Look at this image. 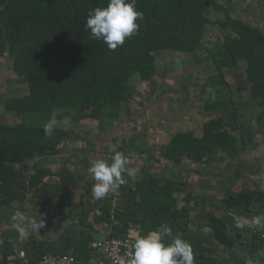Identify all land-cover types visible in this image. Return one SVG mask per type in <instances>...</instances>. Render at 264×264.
I'll return each mask as SVG.
<instances>
[{
    "label": "trees",
    "instance_id": "trees-1",
    "mask_svg": "<svg viewBox=\"0 0 264 264\" xmlns=\"http://www.w3.org/2000/svg\"><path fill=\"white\" fill-rule=\"evenodd\" d=\"M136 3L144 15L143 20L137 21L139 32L116 50H109L85 28L89 11L107 6V0H0V53L9 51L14 57L15 71L27 90L18 98L0 100L4 102V110L23 118L40 117L47 122L56 112L77 120L113 121V114L119 115L135 93L129 78L138 75L148 82L155 74V53L163 50L193 53L200 48L207 23L203 0H136ZM227 25L230 34L218 43L215 55L218 70H234L240 62L246 63L245 72L250 83L248 97L264 108V33L238 21H230ZM218 76L214 84L223 82L221 72ZM106 107L112 116H106ZM215 122L205 125L206 132L201 137L189 133L175 135L165 146V159L179 164L232 149L229 132L222 128L213 132ZM45 124L35 127L24 123L0 124V184L6 194L0 204L18 201L19 196L8 190L13 189L11 181L26 173V161L60 152L68 133L54 125L52 137H46ZM159 185V180L151 177L141 178L134 188L122 185L121 188L128 192L124 197L126 202L116 210L117 215L112 216L107 207L98 212L84 210L82 223L85 227L91 223L95 226L105 223L111 230L107 238L125 237L123 230L130 227L135 216L131 209L140 206L160 188ZM21 189H32V183ZM134 199L139 201L133 206ZM221 204L228 210L242 211L249 216L253 212L255 223L264 224V219L257 221V218H264V190L241 189L228 194ZM260 209L263 213L257 214L255 211ZM149 210L139 222H134L141 229L139 236L157 231L162 224L170 225L176 235L180 214L177 208L165 209L164 216L162 213L148 214ZM210 222L214 237L227 241L226 234L219 230L220 226H225L223 221L211 216ZM167 230L161 234L165 242H168ZM251 240L257 244L256 248L264 245V236L259 232L254 233Z\"/></svg>",
    "mask_w": 264,
    "mask_h": 264
},
{
    "label": "rangeland",
    "instance_id": "rangeland-1",
    "mask_svg": "<svg viewBox=\"0 0 264 264\" xmlns=\"http://www.w3.org/2000/svg\"><path fill=\"white\" fill-rule=\"evenodd\" d=\"M203 2L207 23L200 48L193 53L171 50L155 53V74L148 82L142 81L138 75L129 78V85L135 93L119 115L113 114V121L77 120L61 112L49 116V120L55 119V125L65 129L68 137L60 152L24 163L26 173L10 182L13 189L8 193L19 196L18 201L10 204L36 198L41 202L48 196L49 203L55 207L66 205L77 213L84 210L98 212L107 207L115 216L116 210L126 202L124 197L128 189H122L121 185L106 198L95 200L91 195L95 181L88 169L91 161L98 158L110 161L116 152L128 158V168L134 172V176H125L127 182L123 186L134 188L143 177L158 179L160 183V188L144 199L140 206H134L139 201L134 199L131 210L135 216L130 227L138 226L134 222L140 220L147 209H150L148 214L162 213L164 216L165 209L177 208L178 196L187 187H194V178H199L202 184L204 181L206 185L203 186L214 194L210 199L216 213L223 198L240 190L241 186L234 188L235 184L248 182L255 188L259 184L264 185V108L248 97L250 83L245 72L246 63L240 62L234 70L219 71L215 61L218 43L230 34L231 29L227 25L230 21L257 27L264 33V0ZM220 72L223 82L214 84L213 80L219 78ZM26 92L23 80L15 71L14 57L9 51L1 52L0 100L15 99ZM2 101L0 124L24 123L35 127L47 122L40 117L23 118L6 112ZM109 112L106 107V116H112ZM209 121H216L213 132L220 128L229 132L232 149L201 155L199 161L184 160L179 164L165 159V146L175 135L189 133L193 137H201ZM193 156L200 158L197 154ZM29 183H32V189H21ZM253 190L262 189L257 187L249 191ZM5 196L0 184L1 202ZM263 210L254 211L260 214ZM226 215L224 221L215 218L231 223L232 219ZM253 217L252 212L249 220ZM254 225H257L255 220ZM170 228L168 224L159 226L162 233Z\"/></svg>",
    "mask_w": 264,
    "mask_h": 264
},
{
    "label": "crops",
    "instance_id": "crops-1",
    "mask_svg": "<svg viewBox=\"0 0 264 264\" xmlns=\"http://www.w3.org/2000/svg\"><path fill=\"white\" fill-rule=\"evenodd\" d=\"M193 180L195 184H201L187 187L178 196L177 211L180 214L176 235L190 242L194 264H247L249 258L264 264V245L256 248L257 244L251 240L254 233L263 235L261 224L254 225V219L250 221L248 214L228 210L221 203H218L220 208L216 213L212 209L213 200L210 198L214 194L210 188H205L206 183L203 181L202 184L199 178ZM259 185L257 187L263 190L264 185ZM238 186H241L240 190L257 188L250 187L248 182L235 184L234 188ZM49 198L45 196L41 202L36 198L16 204H0V264H36L48 252L71 253L82 264L96 258L97 238L106 237L110 227L105 223L97 226L91 223L92 226L85 227L81 212H73L66 205L55 207L49 203ZM17 215L24 219L13 220ZM225 215L232 222H224L225 226L219 227L227 237L223 242L214 237L209 222L211 216L224 221ZM32 218L44 221L45 227L39 232L34 230L29 223ZM91 218L92 215L89 221ZM22 231L24 235H21ZM123 232L137 238L141 229L131 226ZM157 232L162 234L161 229Z\"/></svg>",
    "mask_w": 264,
    "mask_h": 264
},
{
    "label": "clouds",
    "instance_id": "clouds-1",
    "mask_svg": "<svg viewBox=\"0 0 264 264\" xmlns=\"http://www.w3.org/2000/svg\"><path fill=\"white\" fill-rule=\"evenodd\" d=\"M143 12L138 10L136 0H107V6L96 7L89 11L86 19V30H90L92 38L102 40L109 50L122 46L127 38L137 34L140 29L137 21L143 20ZM55 119L49 120L43 131L46 137H52ZM128 158L116 152L111 160L103 158L90 162L89 174L95 183L91 187V195L95 200L106 198L127 181L125 176H134L128 168ZM17 215L13 220H23ZM264 218H257V221ZM30 226L39 232L45 227L44 221L32 218ZM21 235H24L23 231ZM168 242L157 231L138 236L133 245V255L129 264H194L193 249L189 241L179 235H173L171 229L165 232ZM247 264H259L248 259Z\"/></svg>",
    "mask_w": 264,
    "mask_h": 264
},
{
    "label": "built area",
    "instance_id": "built-area-1",
    "mask_svg": "<svg viewBox=\"0 0 264 264\" xmlns=\"http://www.w3.org/2000/svg\"><path fill=\"white\" fill-rule=\"evenodd\" d=\"M134 237L105 238L95 243L96 258L86 264H129L133 255ZM36 264H82L74 255L65 252H48Z\"/></svg>",
    "mask_w": 264,
    "mask_h": 264
},
{
    "label": "water",
    "instance_id": "water-1",
    "mask_svg": "<svg viewBox=\"0 0 264 264\" xmlns=\"http://www.w3.org/2000/svg\"><path fill=\"white\" fill-rule=\"evenodd\" d=\"M259 224V223H258ZM261 227L263 228V230H262V234H263V236H264V224H261ZM106 237L105 236H102V237H99V238H97V241H102V240H104Z\"/></svg>",
    "mask_w": 264,
    "mask_h": 264
}]
</instances>
